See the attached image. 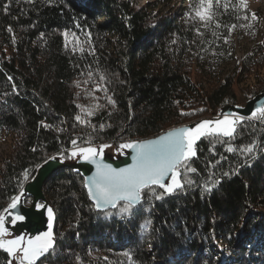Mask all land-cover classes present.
<instances>
[{
	"label": "trees",
	"instance_id": "16d2710c",
	"mask_svg": "<svg viewBox=\"0 0 264 264\" xmlns=\"http://www.w3.org/2000/svg\"><path fill=\"white\" fill-rule=\"evenodd\" d=\"M183 1L168 12L169 0H0V215L72 139L120 147L238 106L236 89L246 102L264 93V39L249 33L248 0L214 2L208 27L192 17L198 0ZM70 31L89 36L92 54L68 46ZM243 118L233 138L196 142L197 172L181 169L183 189L160 200L145 190L130 215L123 202L97 210L80 171H55L43 192L56 247L37 264H264V120ZM248 145L254 153L242 152ZM9 260L0 249V264Z\"/></svg>",
	"mask_w": 264,
	"mask_h": 264
},
{
	"label": "snow or ice",
	"instance_id": "6c2138e0",
	"mask_svg": "<svg viewBox=\"0 0 264 264\" xmlns=\"http://www.w3.org/2000/svg\"><path fill=\"white\" fill-rule=\"evenodd\" d=\"M214 2L217 6L220 5V0H198L197 6L192 13L193 19L198 20L204 27H208L213 23L216 15ZM242 3L243 0H241ZM224 7L227 10L228 5L225 4ZM216 27H220L218 22L216 23ZM233 27L235 26L233 25ZM8 30L11 31V28ZM197 32L199 34V29H197ZM64 36L67 41L68 33H64ZM77 43H79L78 39ZM73 50L76 51L77 49L74 48ZM78 50L84 51L83 48H79ZM88 76L91 78L92 73L89 72ZM104 79L105 77L101 75L100 80L103 81ZM77 86H79V82H77ZM95 91L107 93V89L100 85L95 87ZM107 100L109 104H115L112 97L107 96ZM77 107L81 106L78 105ZM96 107L102 106L96 105ZM86 114L91 116L93 112L87 111ZM251 115L252 118L264 120V106L256 108ZM75 119L81 124L88 123L80 115H77ZM243 119V117L239 116H225L223 119L216 121L205 120L191 128L182 127L169 131L154 140L132 141L121 144V148L133 149L135 151V155L132 158L133 164L127 168L116 169L112 168L111 165L102 163L99 157L102 156L103 149L109 147V145H101L98 151L97 148L92 146L78 147L76 139L71 140L73 149L67 157H64L63 154L60 157L51 156L45 159L44 163L47 164L52 160L63 162L65 158L79 157L84 161L95 164V174L85 181V187L88 190L90 199L94 202L95 208L97 210L116 208L120 202H123L122 206L119 207V212L130 215L134 209L139 211L137 206L142 204L145 190L156 200H160L166 194H172L176 190L183 189L185 182L181 179V169L187 173L194 174L197 172V169L192 167L190 163L197 156L196 142L205 136L216 138L217 141L221 137L231 139L236 133L237 125L242 123ZM100 127L102 128L103 125ZM226 151L234 152L236 149L229 145ZM254 151V145H248L242 149V152L248 154H252ZM209 166L213 167L214 165L210 163ZM223 175L227 176L229 173H224ZM27 177L28 173L26 172L25 178ZM166 180L169 182H166ZM218 182L213 181V184ZM192 183V180L187 181L189 186ZM156 187L162 189L163 192L158 193L155 190ZM205 190L211 191L212 188L206 187ZM19 201L20 196L18 195L12 199L8 208H17ZM36 207L40 208L44 206L38 204ZM5 211H8V209H5ZM47 212L48 230L46 232L35 237H29L27 240L23 236L10 240L0 239V249L6 251L10 258L16 257V264H37L41 257H46L55 250L56 241L52 231V209L47 208ZM24 219L23 215L16 214L11 223L15 224L17 221H23ZM148 223L150 222H146V225L142 227L147 226ZM7 234L8 229L5 226V217L0 215V237ZM125 255L128 254L125 253ZM8 264H12L11 259Z\"/></svg>",
	"mask_w": 264,
	"mask_h": 264
},
{
	"label": "water",
	"instance_id": "95a60500",
	"mask_svg": "<svg viewBox=\"0 0 264 264\" xmlns=\"http://www.w3.org/2000/svg\"><path fill=\"white\" fill-rule=\"evenodd\" d=\"M246 107L245 110L240 112L244 117L251 116L252 112L261 106H264V93L258 95L252 100L247 101L244 105ZM238 106H227L221 110V116L226 113V111L237 110ZM214 117H205L200 119L197 122L190 123V124H183L179 126L172 127L171 129L166 130L156 136H152L150 138L141 139L137 141H148L154 140L159 138L161 135L166 134L169 131H173L175 129H179L182 127H194L198 123L202 122L206 119H211L213 121ZM103 151L102 156L99 159L102 160V163L111 165L112 168L121 169L130 167L133 164V156L135 155V151L133 149L123 148L122 151L119 153L120 155L113 157L107 155ZM61 168H73L81 172L82 176L84 177L85 181L93 176L96 172L95 164H92L88 161H84L83 159L77 157L71 161L57 162V161H49V163H43L36 171L34 178L27 182L23 187V200L19 201L17 208L15 209H8L9 213L8 216L14 217L16 214L23 215L25 219L23 221H17L14 225L7 224V226L17 234L22 232H29L30 234H39L43 231L48 229V203L46 201L43 186L46 180L58 169ZM166 182H168L166 180ZM86 188V187H85ZM87 190V188H86ZM88 193V190H87ZM26 197H32V203L30 206H27L25 202ZM90 198V197H89ZM91 200V199H90ZM94 204V202L91 200ZM41 203L44 207L37 208L36 205ZM113 208H108L105 210L100 211H107Z\"/></svg>",
	"mask_w": 264,
	"mask_h": 264
},
{
	"label": "rangeland",
	"instance_id": "374dc122",
	"mask_svg": "<svg viewBox=\"0 0 264 264\" xmlns=\"http://www.w3.org/2000/svg\"><path fill=\"white\" fill-rule=\"evenodd\" d=\"M155 1H158V0H139V2L141 4H146L148 2H155ZM184 4H185V1H183V0H178V1L169 0V6L165 5L164 8H165V11L175 12L178 8H180ZM248 7H249V9L252 12V16L254 14L252 21L250 23H248V25H251L249 33L255 34L256 36L254 38L252 36H249L247 38H253V39H258V40L259 39H264V0H248ZM67 33H68V37H67V41L66 42H67L68 46L71 47L72 49L76 48L77 49L76 51H78L81 54L82 57L86 58L84 52H88V53L91 52L89 36L87 34H85V33H79V32H73V31H70V32H67ZM77 39H78L79 43H77ZM235 39L237 40V42L239 41V43H237V44H238V47L241 48V49L244 48V46H242V44L244 45L245 43H246L247 47L251 46V44L249 43V39H246V40L244 39L243 40L240 36L235 37ZM253 39H250V41H252ZM79 48H83L84 51L83 52L79 51L78 50ZM238 57L241 59L242 58V54L239 53ZM238 62H240V60ZM236 93H237V97H238V100H239V105L237 107V110H232L231 112L230 111H226V113L223 114L222 116H221L220 113L218 114L217 111H212L206 117H214V116H216L213 119V121H216V120H219V119H223L225 116H231V117L239 116V117H243V115L240 112H242L243 110L246 109V107L243 106L246 103V98L237 89H236ZM206 120H211V119H206ZM203 121H205V120H203ZM190 123H192V122H188L187 124H190ZM107 145H109V147L104 148L103 151H105L104 152L105 154L113 156V157H116V156L120 155L119 153L123 149V148H121L119 146H115V145H112L110 143H108ZM100 146L101 145H95V146H92V147L97 148V150L99 151ZM7 151H8V141H6L5 139L1 138L0 139V153H1V155H4L5 153H7ZM23 189L18 194L20 196V200H23ZM24 203L26 204V200H25ZM31 203H32V201H31ZM31 203L30 204H26V205H31ZM39 205H42V204L39 203ZM8 206L6 207V209H9ZM8 213H9V210L8 211L4 210L2 212V214H1V215H3L5 217V226L8 229V234L5 235V236L0 237V239L10 240V239H14V238H16L18 236H23L25 238V240H27L29 237H35L36 235H39V234H41L43 232H46L48 230L47 229L46 231H43V232H41L39 234H34V235L30 234L29 232H26V231L22 232L20 234H17V233L12 231L7 226V224L14 225V224L11 223V221H12V219L14 217L12 218V216H8ZM54 238H55V236H54ZM10 259L12 260V264H16V257H11Z\"/></svg>",
	"mask_w": 264,
	"mask_h": 264
},
{
	"label": "flooded vegetation",
	"instance_id": "af4514ba",
	"mask_svg": "<svg viewBox=\"0 0 264 264\" xmlns=\"http://www.w3.org/2000/svg\"><path fill=\"white\" fill-rule=\"evenodd\" d=\"M27 206H30V205H27ZM13 218V217H12Z\"/></svg>",
	"mask_w": 264,
	"mask_h": 264
}]
</instances>
